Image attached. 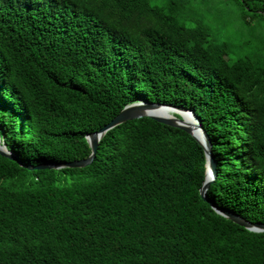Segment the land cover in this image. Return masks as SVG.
Segmentation results:
<instances>
[{
  "label": "trees",
  "instance_id": "16d2710c",
  "mask_svg": "<svg viewBox=\"0 0 264 264\" xmlns=\"http://www.w3.org/2000/svg\"><path fill=\"white\" fill-rule=\"evenodd\" d=\"M264 0H0V264H264ZM178 117L177 115H175ZM27 166V167H24Z\"/></svg>",
  "mask_w": 264,
  "mask_h": 264
},
{
  "label": "water",
  "instance_id": "95a60500",
  "mask_svg": "<svg viewBox=\"0 0 264 264\" xmlns=\"http://www.w3.org/2000/svg\"><path fill=\"white\" fill-rule=\"evenodd\" d=\"M177 115L178 117H176ZM184 115H187L191 122H188L184 119ZM144 117H148L153 119L154 121L180 129L187 134L191 135L204 149L205 158H206V172L205 179L199 189V194L201 198L207 202L210 207L222 217L232 221L233 223L253 232H264V224H254L246 222L239 215L218 208L212 201H209L206 198V190L210 183L213 181L216 172V164L213 156L211 155V140L203 128L201 121L191 110H186L182 107L174 106V105H163L157 103H149L146 101H138L132 104L125 106L113 119L110 123L105 125L98 132L91 133L86 136V141L89 144L91 149V156L83 161L65 163L62 165H57L54 163H42L37 165L35 170H44L51 168H77L84 167L94 156L95 150L98 145V141L106 133L108 130L130 120L141 119ZM195 134L200 135V139H198ZM0 155L6 158H9L14 161H18L16 157L12 154L8 153L3 146L0 145ZM27 167V166H24Z\"/></svg>",
  "mask_w": 264,
  "mask_h": 264
},
{
  "label": "bare ground",
  "instance_id": "6f19581e",
  "mask_svg": "<svg viewBox=\"0 0 264 264\" xmlns=\"http://www.w3.org/2000/svg\"><path fill=\"white\" fill-rule=\"evenodd\" d=\"M184 119L188 122H191V119L187 116V115H184ZM195 136L200 139V135L199 134H195Z\"/></svg>",
  "mask_w": 264,
  "mask_h": 264
},
{
  "label": "rangeland",
  "instance_id": "374dc122",
  "mask_svg": "<svg viewBox=\"0 0 264 264\" xmlns=\"http://www.w3.org/2000/svg\"><path fill=\"white\" fill-rule=\"evenodd\" d=\"M1 145V144H0Z\"/></svg>",
  "mask_w": 264,
  "mask_h": 264
}]
</instances>
